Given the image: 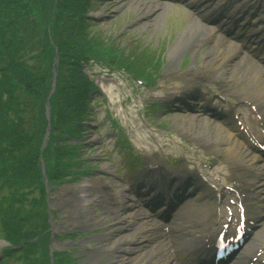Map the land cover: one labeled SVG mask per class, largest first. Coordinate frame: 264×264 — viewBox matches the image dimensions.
Here are the masks:
<instances>
[{"label": "rangeland", "instance_id": "374dc122", "mask_svg": "<svg viewBox=\"0 0 264 264\" xmlns=\"http://www.w3.org/2000/svg\"><path fill=\"white\" fill-rule=\"evenodd\" d=\"M137 1L141 3L139 7L142 12L133 9L137 6ZM137 1L71 0L72 4L66 14L68 15L66 17L68 21L64 26L65 32L63 34L60 30V24L55 26L52 22L55 21V13L58 11V7L64 3V0H54V2L53 0H20L18 8H21V11L19 14L29 16L28 19L30 21H35L42 28L41 31L44 30V35L51 45L54 55H58V45L56 44L61 42L62 39L64 40L65 35H67V37L72 39V43L83 44V51L87 52L86 54H96L110 60L113 58L114 61L125 64L133 73L138 75L147 74L150 85L145 87L141 83L134 84L122 72L110 71L103 66L92 65L90 72L99 86L104 100L99 103L97 109L93 110V114L89 110V101L85 103L87 105V114L86 116L83 113L80 115V117H85V124H79L74 128L78 142L69 141L71 149L65 150L64 146L61 147L63 150L60 151L61 153L68 152L75 155L70 158L66 153L60 160H64L65 164L69 165L72 163L75 167L77 166V169L63 170L65 172L59 174L61 177H59L60 179L56 178V180H51L53 172L48 171L50 183L44 187L45 197L42 195L44 199H39L40 204L33 208L32 216L20 215L14 221L15 223L22 221L25 224L24 226H28L31 231H36V233L31 231L28 233L24 228L21 229L19 235L11 233L8 238L9 233L7 232L2 236L0 230V243L4 244L0 248V253L8 245L16 244L18 240H23L24 237H20V235L27 234L25 236H34L30 239L25 238L23 243L27 244L31 249L35 250V248H38L35 250L36 252L39 251L38 254H35V259L38 263L78 264L87 253L86 249L77 243L87 240L86 243L90 247L97 246L92 239L100 235L104 230L110 231L113 222L111 220H109L111 222L107 221L108 223L103 229L99 227V230L97 228L68 229L65 221L69 219L75 220L78 214L83 215L85 213L81 214L76 209L74 198L70 193L74 189L63 190V184L79 183L82 177L91 179L99 174L101 167L106 164L103 160L105 156L103 149L109 151L114 149L112 156L116 158V161L118 160L119 163H122V155L127 152L124 138L129 141L135 152H139L143 156L146 155L148 158L163 156L170 158L172 162L177 164L185 163L192 171H198L207 176L212 182L216 183V186H229L228 182L231 183L232 171L230 169L232 159L225 161L220 158V155L214 149H211V151L202 149L205 138H198L197 136L200 135L196 137L190 136L188 122H184V119L189 121L190 116L166 111H161L160 114L157 111L158 113L155 114L149 108V104L152 102H159L172 94L174 90L187 85L184 83L187 80L180 76L178 68L181 64L184 67L182 69L185 70L190 65L198 67V63L201 60L199 58L194 63L188 53L184 54L173 65V68L175 67L173 71H163V76L159 78V71L167 65L168 48L189 21L190 11H184L181 8L172 6H160L155 0ZM43 4L46 7L50 6L51 11L49 8L48 11L52 14L51 22L47 20L48 18H43L42 16L41 5ZM164 10L166 11L165 17L155 33H152L151 27L144 28L142 26L141 22L148 18L146 16H151L153 13ZM70 11L72 12L70 13ZM79 33H81L82 37L74 38ZM92 45H98L99 50L93 51L94 47ZM203 48L205 49L207 46ZM235 66L236 63L234 64ZM58 68L59 65L57 66V71L60 72V77L57 72L59 80L66 78L70 67L60 65V69ZM44 83L46 85L47 81L45 80ZM212 87L216 89V93L222 99V102L223 99L228 98L222 89H218L216 86ZM95 97H97L96 94L91 99L92 102ZM228 104L231 103L228 102ZM202 119L199 120L204 122ZM78 120L83 122V120L79 119V116ZM86 124L88 128H91L90 130H88ZM117 130L121 132V137L123 138L115 136ZM207 132L208 137L212 141H214L216 135H219L214 130L210 132L208 129ZM62 140H64V143L60 142L58 146L52 145L49 147L50 154L48 157L45 155L49 159V163L56 156L55 150L57 147L64 144L68 145L69 142L66 143L67 139H61L60 141ZM53 143L54 141L50 145ZM134 151L133 153H135ZM241 155L242 152L236 158ZM222 156L225 158L227 153H222ZM102 178L111 180V176L105 174H102ZM46 179L47 177L45 176L44 182H46ZM58 181L63 184L53 189L52 187L58 185ZM101 191H104V189L101 188ZM46 196H48V201H45ZM46 207H48V212L51 214L45 225L46 214L43 213ZM98 212L102 211L98 210ZM208 212H210V205ZM63 230H69L67 231L68 234H71L72 238L75 239L72 242L65 239L51 240V233H58ZM260 230L254 242L264 249V231H262V228ZM136 233L137 231H132L123 235L125 238L131 239L132 235ZM185 239L187 240L188 237H185ZM174 249L177 252L183 250L180 245ZM61 250H73L72 255L73 257H78V260L73 262V257L68 256V253L59 254L55 257L56 252ZM109 257H112V255L107 252V256L99 264H108ZM1 261L0 259V263ZM8 264L16 263L9 262Z\"/></svg>", "mask_w": 264, "mask_h": 264}, {"label": "trees", "instance_id": "16d2710c", "mask_svg": "<svg viewBox=\"0 0 264 264\" xmlns=\"http://www.w3.org/2000/svg\"><path fill=\"white\" fill-rule=\"evenodd\" d=\"M19 2L20 0H0V188L1 191L5 190L0 202L1 208L10 213L8 238L11 233L19 235L21 229H24L22 221H14L22 212H25V216L29 215L27 211L31 210L32 204L29 203L30 187H41L40 143L47 126L45 101L54 56L44 30L41 31L42 28L35 21H30L29 16L19 14ZM71 4V0H64L52 22L55 26L60 24L63 34L68 21L66 14ZM41 6L43 18H48L51 22L52 14L48 11L50 6ZM81 37L79 33L74 38ZM56 45L58 69L60 65H67L70 69L62 80H59L58 71L56 88L49 100L51 135L57 139L63 136L73 138L69 134L75 133L76 123L80 122L78 116L83 110L86 88L80 67L89 58H101L96 54H86L83 51L84 45L72 43L67 35ZM92 47L93 51L99 50L98 45ZM60 150L57 149L59 156ZM67 168L69 165H63L61 160H57L52 169L53 176H58ZM5 232L7 233V227Z\"/></svg>", "mask_w": 264, "mask_h": 264}, {"label": "bare ground", "instance_id": "6f19581e", "mask_svg": "<svg viewBox=\"0 0 264 264\" xmlns=\"http://www.w3.org/2000/svg\"><path fill=\"white\" fill-rule=\"evenodd\" d=\"M137 3V6L133 9L142 12V9L140 10L139 7L141 3H139V1H137ZM165 13L166 11L164 10L153 13L151 16H146L148 18L141 22L143 24L142 26L144 28L151 27L152 33H155L156 30L159 29L160 23L163 22ZM205 46H207V48L204 49L203 47ZM238 50L239 47L233 43L223 44L220 37L217 35L215 36L212 30L206 29L197 18L191 17L168 48L165 71H173L175 69L173 65L178 61L180 56L188 53L192 57L194 63L197 62L199 58L201 60L198 63V67L190 65L189 68L184 70L182 76H188L187 80H193L195 78L214 80L219 84L225 85L227 88H231L232 94H235L242 102L251 105L255 111H264V79H260V75L264 72V68L259 67V63L256 60L250 59H248L246 69L242 70L241 59L237 61L234 67L235 62L232 61L235 56H237ZM184 122H188L190 136L196 137L200 135L197 137L200 139L205 138L204 141H207V145H209L210 142L213 147H217L218 149L220 147L222 153L226 152L231 156L238 154L241 149H244L241 143L236 140L233 131H227L218 125L215 126L205 121L201 122L196 116L191 117L189 121L184 119ZM208 129L210 132H212V130L218 132L219 135H216L214 141L208 137ZM222 145H225V147H222ZM247 153L248 152L245 150L244 154L248 157L249 154ZM246 156H242L240 159L246 167L250 168L254 160L253 158H249V160ZM241 162L238 161L237 163L241 165ZM102 168L103 170L109 171L107 165H104ZM259 168L260 167H257V169ZM261 169L264 170V167H261ZM246 172H248V174L253 173L251 170H235V178H238L241 174H245ZM100 180V178L92 180L85 179L71 186L77 194V199H73L76 209L81 212V214H85H78L75 220L69 219L65 221L67 227L70 229H81L82 227L84 229H94L104 227L109 220L113 222L110 231L104 230L100 235L92 239L97 244L96 247L87 245V240L78 243L86 249L87 253L78 264H99L102 259L106 257L105 255L108 251H113L112 257L108 259V264H143L145 258L150 256V253L141 252L142 249L140 246L142 245V238H137L132 241L134 234L131 239L125 238L123 235L124 233L120 235V232L125 230L124 227H127V231H130L129 224L136 218L124 212L129 208L131 210L132 205L127 204L125 201L123 188L115 183V181H109L107 184L116 192L117 199L115 212L112 213V215H108L102 200L105 199L103 196L104 193H101L100 190L97 191L92 189L97 183L100 187L101 185H105L100 184ZM263 185L264 183L260 184L259 187ZM207 190L208 187L203 189L204 192H199L197 198H194L187 203L183 209L179 210V214L175 218L180 219V223L176 228L177 232L188 237L187 240L182 238L178 244L185 249H192L193 252H199L201 249L202 237L199 236L204 232L203 220L208 214V205L206 201H197L207 195ZM238 190L240 194H244L245 197L243 203L244 211L250 214L254 200V196H251L250 191L254 190V187L252 184H247L244 188L241 186ZM98 210L102 212H98ZM261 226L263 228L262 231H264V222ZM210 241H212V243L214 242L213 239ZM3 245V243H0V248ZM204 246L205 244H203V247ZM251 248L252 247L243 250L242 253H240L241 256L239 258L236 257L235 264H241L240 259L247 258L252 251ZM121 253H124L125 256Z\"/></svg>", "mask_w": 264, "mask_h": 264}]
</instances>
